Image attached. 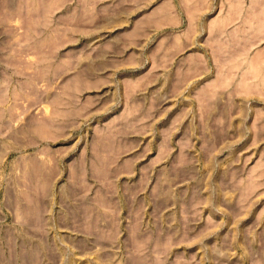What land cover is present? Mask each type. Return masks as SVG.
Returning <instances> with one entry per match:
<instances>
[{
    "label": "rangeland",
    "instance_id": "374dc122",
    "mask_svg": "<svg viewBox=\"0 0 264 264\" xmlns=\"http://www.w3.org/2000/svg\"><path fill=\"white\" fill-rule=\"evenodd\" d=\"M258 1L0 0V264H264Z\"/></svg>",
    "mask_w": 264,
    "mask_h": 264
},
{
    "label": "bare ground",
    "instance_id": "6f19581e",
    "mask_svg": "<svg viewBox=\"0 0 264 264\" xmlns=\"http://www.w3.org/2000/svg\"><path fill=\"white\" fill-rule=\"evenodd\" d=\"M250 1V0H249ZM258 1V0H257ZM260 1V0H259ZM259 1L257 2V3H259ZM262 1H264V0H261V2ZM263 3V2H262ZM209 3H207V5H208ZM260 4V3H259ZM254 6V5H253ZM256 6H257V4H256ZM256 6H254V7H256ZM261 7H262V5H260ZM264 6V5H263ZM211 7V6H210ZM259 7V6H258ZM250 8V7H249ZM263 8V7H262ZM241 10V9H240ZM251 10V9H250ZM262 10H264V8L262 9ZM254 11H255V8H254ZM253 11V12H254ZM257 11V10H256ZM157 13V12H156ZM237 13V12H236ZM245 13V12H244ZM257 13H258V11H257ZM263 13V14H262ZM262 13H260V16H261V14H262V16L264 15V11L262 12ZM162 14V13H161ZM240 14V13H239ZM154 14H152V16H153ZM244 16V15H243ZM259 16V19L258 20H261L262 21V19H260V18H263L264 19V16L262 17H260ZM241 17V16H240ZM245 17H246V15H245ZM248 17V16H247ZM258 17V16H257ZM236 18H237V16H236ZM255 18H256V16H255ZM119 20V19H118ZM145 20V19H144ZM156 21V20H155ZM255 21V20H254ZM198 22H199V20H198ZM228 22V21H227ZM226 22V23H227ZM160 23V22H159ZM262 23H264V20H263V22ZM157 24V23H156ZM197 24V23H196ZM199 24V23H198ZM202 25V24H201ZM252 28V27H251ZM250 28V29H251ZM193 29V28H192ZM198 32V31H197ZM257 33V32H256ZM196 34V33H195ZM254 36H256L255 34H253ZM258 36H259V34H258ZM258 36H257V38H258ZM194 37V36H193ZM251 38V37H250ZM255 38V37H254ZM259 38H261V35L259 36ZM252 39H253V37H252ZM250 40V39H249ZM257 40V39H256ZM258 41V40H257ZM237 48V47H236ZM242 50V49H241ZM245 50V49H244ZM243 53V52H242ZM244 53H246V52H244ZM231 54V53H230ZM230 54H229V57H230ZM243 55V54H242ZM235 56V55H234ZM243 60V59H242ZM241 61V60H240ZM200 64V63H199ZM237 64V63H236ZM219 65H220V63H219ZM240 66V65H239ZM236 67V66H235ZM194 68V67H193ZM260 68V67H259ZM217 70V69H216ZM218 71V70H217ZM226 71H228V70H226ZM234 71V70H233ZM230 73V72H229ZM147 77H148V75H147ZM234 77V76H233ZM148 79V78H147ZM224 79V78H223ZM223 79H221V80H223ZM226 80H227V78H226ZM138 81H139V79H138ZM221 82V81H220ZM228 82V81H227ZM144 84H145V82H144ZM142 86V85H141ZM215 87H216V84H215ZM220 87V86H219ZM207 89V88H206ZM213 89V88H212ZM132 90V89H131ZM234 90V89H233ZM133 91V90H132ZM210 91H211V89H210ZM224 91V90H223ZM131 92V91H130ZM215 92V91H214ZM220 92V91H219ZM208 93V92H207ZM221 94V93H220ZM209 95V94H208ZM211 97H212V95H210ZM220 96V95H219ZM209 98V97H208ZM213 98V97H212ZM212 98H211V100H212ZM214 99V98H213ZM72 101V100H71ZM206 101H208V100H206ZM216 101V100H215ZM218 101V100H217ZM74 102V101H73ZM214 103V102H213ZM212 103V104H213ZM218 103H219V101H218ZM218 103H216V106H217V104ZM206 104V103H205ZM68 105V104H67ZM211 105V104H210ZM209 105V106H210ZM231 105H232V102H231ZM209 106H207L208 108H210L211 109V107H212V105H211V107H209ZM206 107V106H205ZM83 109V108H82ZM223 109V108H222ZM228 112V111H227ZM210 118V117H209ZM104 171H106V170H104ZM107 172V171H106ZM264 172V171H263ZM262 171H261V173H263ZM260 173V174H261ZM104 175H106V173L104 174ZM108 175V174H107ZM232 175V174H231ZM237 177V176H236ZM236 183V182H235ZM235 185V184H234ZM235 189V188H234Z\"/></svg>",
    "mask_w": 264,
    "mask_h": 264
}]
</instances>
